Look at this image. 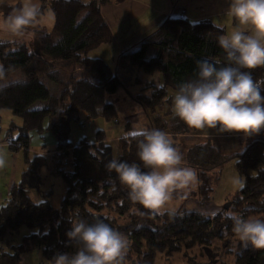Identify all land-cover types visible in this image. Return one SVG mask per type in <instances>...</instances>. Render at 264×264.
Returning <instances> with one entry per match:
<instances>
[{
  "label": "trees",
  "instance_id": "16d2710c",
  "mask_svg": "<svg viewBox=\"0 0 264 264\" xmlns=\"http://www.w3.org/2000/svg\"><path fill=\"white\" fill-rule=\"evenodd\" d=\"M105 1L39 0L43 11L50 9L51 29L36 31L30 45H0V66L10 77H22L20 83L0 89V112L9 110L22 120L17 138L7 140V145L14 155L21 151L26 164L18 182L11 186L7 201L0 205V244L6 243L11 250L0 249V264H20L21 256L31 250H38L46 264L57 253L74 252L66 233L71 229L70 221L76 219L89 224L100 219L124 234L130 245L125 264H154L156 255H181L187 264H193L188 253L195 249L209 259L218 254L219 264H225L230 257L234 264H264V249L245 247L237 241L227 218L232 211L264 217V135L254 139L243 154L232 158L219 155L208 142L183 156L185 163L198 173L195 189L183 201L193 199L200 207L212 201L223 165L234 160L243 187L213 215L187 212L182 205L172 214L153 213L129 199L127 190L107 165L113 158L140 164L137 144L141 134L121 138L111 145L105 142L104 132L98 131L92 144L70 143V127L78 122L79 114L91 121L99 118L106 123L117 122V110L106 97L125 89L122 72L131 75L137 70L162 76L161 88L149 83L144 90H150V94L133 98L155 114L169 102L167 89L175 92L181 82L195 78L198 60L224 59L217 44L221 28L208 20L190 22L182 17H167L136 49L121 53L111 70L103 60L88 56L113 41L101 14ZM0 11L7 13L9 8L3 5ZM150 51L154 53L147 57ZM250 71L264 96V66ZM48 83L57 90L52 93ZM40 103L44 105L36 106ZM151 127L169 132L174 144L176 136L193 129L176 117L166 122L159 116L151 119ZM42 132L50 133L54 139L56 153L52 161L57 166L71 159L68 172H56L65 186L58 210L44 199L34 201L30 197L40 195L38 173L46 165L45 156L28 159L30 134ZM22 228L28 231L27 235L12 246L13 235Z\"/></svg>",
  "mask_w": 264,
  "mask_h": 264
},
{
  "label": "clouds",
  "instance_id": "9594fccd",
  "mask_svg": "<svg viewBox=\"0 0 264 264\" xmlns=\"http://www.w3.org/2000/svg\"><path fill=\"white\" fill-rule=\"evenodd\" d=\"M5 4L9 11H0V45L34 38L51 19L39 0H0V6ZM226 15L234 24L228 31L221 29L217 38L223 61L198 60L195 78L181 82L172 95L171 111L189 128L249 136L264 129L262 87L250 71L264 66V0H229ZM21 81L19 75L10 77L0 66V89ZM141 135L137 144L140 164L113 158L107 167L131 201L153 213L172 214L175 198L196 187L197 170L185 163L169 133L145 128ZM5 165L0 156V167ZM227 218L237 241L264 249V217L232 211ZM70 222L66 235L75 251L55 254L50 264H125L130 245L124 234L100 219L91 224L83 219Z\"/></svg>",
  "mask_w": 264,
  "mask_h": 264
},
{
  "label": "crops",
  "instance_id": "0c3cea01",
  "mask_svg": "<svg viewBox=\"0 0 264 264\" xmlns=\"http://www.w3.org/2000/svg\"><path fill=\"white\" fill-rule=\"evenodd\" d=\"M88 1L90 0H83V2ZM14 2H16V0H14ZM228 3L229 0H124L122 2L106 0L101 6V14L111 30L113 41L110 44L102 45L96 50L90 52L88 56L91 59L103 60L110 69L113 70L115 60L121 53L136 49L140 42L156 31L167 17H182L190 22L208 20L213 25L224 31H228L234 24L233 19L226 15ZM5 5L7 6V4ZM134 72L137 73V70ZM121 75L125 79L126 84L131 88V92H126L125 96H123L127 97L123 98L126 102L134 101L133 98H136L141 94H150V90H144L148 87L149 83L157 88L163 86L162 76L156 73L151 75L144 74L145 78L140 79H132L129 72H122ZM166 92L169 102L164 105L163 108L156 110L155 114L149 113L147 109L138 104L139 107L137 109H132L135 114L124 115L121 124L118 121L112 125L106 123L104 127L105 142L107 144H114L121 138L141 134L142 130L145 128L152 129L151 119L154 116L162 117L166 122L170 121L172 117H174L171 111V97L174 92L168 89ZM262 135H264V129L249 136L236 132L220 133L211 129H190L187 134L176 136L175 146L184 156L191 148L208 142L219 155L226 158H232L243 154L254 139ZM69 141L73 146L78 144L72 143L71 139H69ZM13 163L15 164V162ZM226 164H230V162L227 161L223 165L221 172ZM14 168L15 165L13 166L11 174L7 180V199L11 186L18 182ZM221 178L222 175L220 174V179ZM190 192L191 191L176 200L177 202H180L179 205H182L187 212L195 211L204 215H213L217 212L219 207L223 206H215L212 203L213 206L208 203L207 205L200 207L193 199L183 201L184 198L190 195ZM228 199L229 194L223 198L222 204ZM179 205L175 210L179 208ZM208 207L210 208V211H207ZM43 261L42 258V262Z\"/></svg>",
  "mask_w": 264,
  "mask_h": 264
},
{
  "label": "rangeland",
  "instance_id": "374dc122",
  "mask_svg": "<svg viewBox=\"0 0 264 264\" xmlns=\"http://www.w3.org/2000/svg\"><path fill=\"white\" fill-rule=\"evenodd\" d=\"M83 1V0H82ZM87 1V0H85ZM44 12L50 13V9L48 7L45 8ZM191 13V12H190ZM53 24V18L51 15V19L46 24V28L48 30L51 29ZM33 38L25 41L29 45L32 44ZM153 51H150L147 57H151L153 55ZM19 75V74H15ZM84 77H87L83 74ZM20 76V75H19ZM21 77V76H20ZM22 78V77H21ZM131 78H145V75L142 71H137V73H133ZM50 91L53 93L57 89L53 84H47ZM125 89H120L115 95H110L106 97V101H110L115 105L116 110L118 112L117 121L120 124L123 122V117L126 114L132 115L135 114L132 109H137L139 107L134 101L126 102L125 96L126 92H131V88L128 84H124ZM44 104L40 103L36 106H43ZM36 106L34 108H36ZM81 124L84 127H81ZM112 125L113 123H107ZM106 122L101 119L88 120L85 115L79 114L78 122H73L70 127V136L72 143H80L81 141H86L89 144H92L96 140V134L98 131L104 132V127ZM22 127V120L14 115L9 110H3L0 112V156H3L6 160V165L4 167H0V205H3L6 201V193H7V180L11 174L13 166L15 165V173L16 177L19 180L23 170L26 167L24 161V154L19 151L16 153V156L8 150L7 140H15L18 136V129ZM123 127V126H122ZM113 145V144H111ZM56 146L54 139L50 133L42 132L41 135H37L35 133L30 134L29 141V150H28V159L32 160L35 156H45L46 165L40 169L39 177H40V195L35 193L30 197L34 201L46 200L52 206L53 209L58 210L60 206V202L64 196L65 186L63 184L61 175L56 173L57 170H62L63 172H68L70 169L69 165L70 158H67L62 165L57 166L55 161H52L53 155L55 152ZM15 158V159H14ZM15 162V164L13 163ZM68 162V163H67ZM230 164H226L223 171L220 173L222 178L220 179L217 186L213 188L212 192V201L211 205L219 206L223 205V198L229 194V197L233 196L240 188V183H238V176L234 167V160L229 161ZM195 189V188H194ZM44 196V198H42ZM185 197V196H183ZM174 200V207L176 208L180 202ZM186 199L185 201H187ZM213 203V204H212ZM183 204V203H182ZM213 205V206H214ZM180 206V205H179ZM209 208V207H208ZM207 211H210V208ZM28 231L24 228L19 230L18 235H13V239L11 242L12 246H16L20 243V239L22 236L27 235ZM216 243V242H214ZM0 249L3 251L11 252L6 243L0 244ZM213 252V251H212ZM188 256L191 257V262L193 264H219L220 257L218 254H214L212 258H208L205 254H202L199 249H195L188 253ZM20 264H46L44 261L42 262L41 254L38 250H31L29 252L24 253L21 256ZM154 264H187L186 259H183L181 255H174L170 258H165L162 255H156ZM225 264H234L233 257L227 258Z\"/></svg>",
  "mask_w": 264,
  "mask_h": 264
},
{
  "label": "built area",
  "instance_id": "2783aa9c",
  "mask_svg": "<svg viewBox=\"0 0 264 264\" xmlns=\"http://www.w3.org/2000/svg\"><path fill=\"white\" fill-rule=\"evenodd\" d=\"M81 127L83 128L84 127V125H81ZM68 163V162H67ZM67 166L69 167V165L67 164Z\"/></svg>",
  "mask_w": 264,
  "mask_h": 264
}]
</instances>
